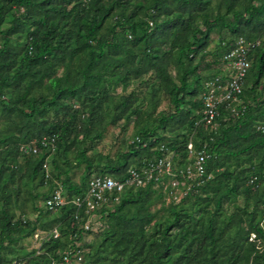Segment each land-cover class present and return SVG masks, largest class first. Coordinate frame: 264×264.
Segmentation results:
<instances>
[{"label": "trees", "instance_id": "16d2710c", "mask_svg": "<svg viewBox=\"0 0 264 264\" xmlns=\"http://www.w3.org/2000/svg\"><path fill=\"white\" fill-rule=\"evenodd\" d=\"M224 29L210 52L211 33ZM238 37L258 41L241 95L246 110L232 117L220 107L225 119L205 128L200 94L223 74L222 55ZM150 73L149 98L116 93ZM160 93L168 113L155 112ZM126 114L136 116L131 139L139 140L114 157L87 154ZM263 122L264 0H0V264H50L75 243L80 264H264ZM42 136H55L54 150L20 149ZM189 141L210 154V178L177 201H166L167 176L126 186L87 230L88 215L75 218L73 203H42L58 184L73 198L92 174L123 179L162 156L160 144L182 168ZM94 218L102 224L88 239ZM36 232L44 235L38 247L26 250L21 241Z\"/></svg>", "mask_w": 264, "mask_h": 264}, {"label": "built area", "instance_id": "2783aa9c", "mask_svg": "<svg viewBox=\"0 0 264 264\" xmlns=\"http://www.w3.org/2000/svg\"><path fill=\"white\" fill-rule=\"evenodd\" d=\"M258 44V41H248L243 37L235 38L224 51L222 59L225 70L222 75L214 76L204 84V90L200 94L202 102L201 114L198 123L205 128L215 130L224 114L220 107L225 109L232 117H237L246 110V103L242 100L241 95L246 82V76L250 67L249 52ZM257 129L264 133V122L258 124ZM139 137L135 136L132 141H138ZM56 144L55 136H42L27 144H22L20 149L23 152L37 153L42 148L54 150ZM145 145V143H144ZM189 162L182 168L174 166L171 152L165 144H160L157 149L163 153L155 160L148 161L145 165L137 168L130 167L123 179H117L109 174H92L87 181V190L83 196H74L67 198L63 193L62 186L58 184L50 194L43 200V205L48 210H55L65 203H73L77 210L74 217L77 218L80 210L88 215L84 222L85 230L90 228L89 220L93 212L110 200H117V192H121L126 186H143L149 182H160L164 176L168 177L165 187L169 188V198L175 201L184 196L193 186L204 183L210 174L206 172V160L210 157L204 146L195 149L192 141L187 143ZM47 168V165L44 164ZM48 176V174H46ZM180 176V178L178 177ZM254 178L250 180L252 183ZM115 194V195H114ZM180 194V195H179ZM179 195V196H178ZM112 198V199H111ZM41 239L44 235L36 232L33 235ZM54 237L58 236L55 231ZM255 235L252 233L250 239ZM82 261V249L78 243L60 252L57 258L52 259L50 264H80Z\"/></svg>", "mask_w": 264, "mask_h": 264}, {"label": "rangeland", "instance_id": "374dc122", "mask_svg": "<svg viewBox=\"0 0 264 264\" xmlns=\"http://www.w3.org/2000/svg\"><path fill=\"white\" fill-rule=\"evenodd\" d=\"M229 34V31L224 29L221 32H213L210 35V44L207 47L210 52H213L215 49L216 42L220 36H227ZM212 59L211 54H208L203 61H210ZM201 67H204V64L202 63ZM169 72L172 77L177 78L179 71L174 68L173 66L169 67ZM155 75L150 73L146 74L143 78L139 80L133 81L125 90H122L121 87H118L116 89V93H128L130 91H135V93L141 98L144 95L149 98L147 92H149L152 84L155 82ZM148 99H144L141 102L142 107L146 108L148 105ZM163 111L165 113H168L172 110L171 105L169 104L168 97L160 93V100H159V106L157 107L155 112ZM154 116L156 113L153 114ZM136 125V116L132 114H126L124 117L117 122L114 125L108 126L104 133L102 138L95 141L94 144L91 146L92 148L88 150L87 154L92 156H98L101 154L102 156H110L114 157L117 153H119L121 150L125 148V142H131V136L134 134V129ZM68 158L71 163H73V153L70 152L68 154ZM83 171L82 165L79 167H74L73 170L70 172V175L73 180L79 181V178L81 176V173ZM180 195V194H179ZM178 195V196H179ZM171 198H169V195L166 197V201H169ZM158 206V205H157ZM102 222L94 221L92 223V234H89L88 239L92 238L94 233L99 230V227L101 226ZM39 240L34 236L25 238L21 241V245L26 250H31L33 248L38 247Z\"/></svg>", "mask_w": 264, "mask_h": 264}]
</instances>
